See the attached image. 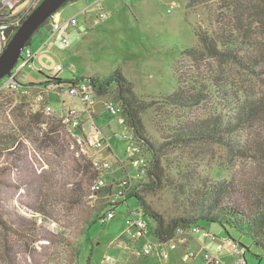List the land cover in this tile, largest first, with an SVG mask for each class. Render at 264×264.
<instances>
[{
  "label": "rangeland",
  "instance_id": "rangeland-1",
  "mask_svg": "<svg viewBox=\"0 0 264 264\" xmlns=\"http://www.w3.org/2000/svg\"><path fill=\"white\" fill-rule=\"evenodd\" d=\"M71 4L67 3L59 9L63 15L62 19L75 17L70 16L76 13ZM80 4L85 8V12L76 13V25L62 28L54 36H51V31L47 29L48 25L41 26L32 35L28 47L36 51L46 41L42 47V52L46 55L43 63L48 66L53 61L60 64L63 68L56 76L62 80L78 78L84 81L90 76L106 78L115 69L120 68L125 77L132 82L133 90L143 100L156 99L157 96L173 91L174 68L182 74L194 77L198 83L204 84L211 80L214 71L209 63L181 56L183 49L194 47L198 43L194 29L207 32L215 39L228 34H237L239 37L250 35L257 43L264 44V0H83ZM101 12L106 13L105 18L99 17ZM60 33L67 37L68 46L62 43ZM231 39L239 41L235 37ZM245 50L250 51L247 48ZM22 62L20 59L15 68H19ZM224 69L227 83L230 85L226 88L227 92L223 93L232 96L235 90L250 95L264 92L262 80L251 79L235 65H224ZM44 72L48 76H54L51 69L47 68ZM2 80L4 81L0 80V85L5 82L6 77ZM208 86L211 102L206 113L200 114L202 108L188 110L166 106L160 115H156V109L153 107L142 114L147 135L155 148L167 142L165 136L172 127L179 122L188 121L191 116L205 117L220 112L230 113V107L224 105L221 99V92L217 93L210 83ZM63 87L61 93H58L55 92L56 86L52 85L54 94L50 90L35 86L27 88V91L2 89L4 92L0 95V129H16L20 115L25 116L28 109L33 112L32 107L39 108L37 102L39 94L43 96L46 104L53 107L52 114H45L49 118L52 116L58 118L67 107L75 108L79 111L80 118L86 116L87 121L85 120L83 124L87 128L88 118L91 116L101 129L99 136H104L107 141L100 149L93 148L91 143L92 146L89 143L85 144L83 151L89 156L96 154L109 162L106 169H100L102 176L100 178L106 185H111L112 191L107 196L99 194L90 197L87 205L97 206L100 200L102 203L107 201L114 203L115 205H107L104 208V211L112 208L113 216L94 221L84 234L81 233V229L90 207L82 209L83 207L68 203L63 204L57 201L58 197L56 200L50 198L47 202L45 197H42L41 201L49 208L50 221L46 224L53 233H56L57 242L43 247L40 243L25 245L13 239L10 243L11 250L0 251V264H86L87 259L90 264H102L105 256L115 257L122 264H203L202 245L209 251L219 247L218 254L225 264H264V251L248 237L228 226L225 228L218 223L202 220L197 223L207 233L218 237L222 245L212 239L196 235L194 238L203 240L190 242L191 247L188 249L197 252L193 259L182 260L181 253L184 249L180 241H176L178 247L171 251L168 260H163L157 250L148 255H137L136 251L147 241L155 240L151 234L155 224L150 216L138 212L136 216L146 221L148 230L141 237L132 238L128 230L129 220L132 219L131 211L139 209L140 206L136 197L129 196L126 199V194L121 193L124 191L122 182L127 180L128 183L135 185L139 181L147 183L149 178L144 175L136 177L138 170L132 165L126 152L129 142L119 136L125 127L119 125L117 120L104 110V101L115 99V87L112 85L102 96L94 92L96 102L90 110H85L79 98L67 95L66 85ZM21 103L24 105L21 106ZM63 104L65 107L61 108ZM12 108L14 120L10 114ZM95 114L98 115L93 118ZM64 127L69 130L68 127ZM126 127L130 128L128 125ZM40 128L44 129L45 125L41 124ZM259 129L264 134V124L256 125V128L249 130L251 139H258L254 130ZM82 132L87 137L89 135L94 137L85 129L76 131L79 137ZM236 135L242 138L246 133L238 132L234 136ZM17 136L20 144L26 148L25 152L29 158L36 165L42 166L41 168L38 166V169L44 168L48 173H54L55 178L60 181V186H64V180H69L72 165L74 166L70 161L69 152L64 156L66 159L62 157L58 161L57 157L49 163L46 160H51L49 149L37 150V146L26 133ZM72 148L73 145L70 149ZM142 148L146 159L151 160L147 146L142 144ZM73 154L74 157L77 156ZM159 155L163 157L165 166L164 184L161 188L141 189L140 194L149 207L165 219L187 213L191 208L190 200L195 198V188L198 189L199 186L208 189L218 182L233 179V187L243 188L248 196H252L253 181L249 183L247 180L261 172L260 165L254 160L232 155L225 147L208 141L191 145H165L159 150ZM14 158V155L1 158L0 167L13 165L9 168L10 181L18 184L22 175L18 168L14 167V162L8 163ZM42 179L35 177V181L40 183ZM31 182L32 179L29 180L28 186L21 190L13 187L3 190L6 197L11 198L8 200H13L19 212L26 217L32 216L28 206H33L36 200V194L31 193ZM242 194L243 192L240 195L236 192L234 199H242ZM228 195L226 193L224 198L233 202ZM224 198L222 200L225 201ZM40 221L41 219L37 217V222ZM135 230L136 228H131V231ZM232 242H236L243 249L246 263L242 261L236 263L240 257L230 253L226 245L228 243L230 246Z\"/></svg>",
  "mask_w": 264,
  "mask_h": 264
},
{
  "label": "trees",
  "instance_id": "trees-1",
  "mask_svg": "<svg viewBox=\"0 0 264 264\" xmlns=\"http://www.w3.org/2000/svg\"><path fill=\"white\" fill-rule=\"evenodd\" d=\"M74 1L77 0H68L64 5ZM44 25L49 26V20L44 22L42 26ZM194 32L198 38L197 45L183 49L181 56L194 61L207 62L213 67L214 75L210 81L204 84L198 83L194 77L187 74L186 76L174 68L173 91L157 96L156 99L143 100L133 90L132 82L125 77L120 68L115 69L106 78L90 76L84 82L86 81L85 83L91 86L94 97L95 93L102 96L111 89L112 85L115 87V99L107 100L120 105V115L125 121V126H130L140 152L145 156L142 144H145L149 150L151 160H148L149 167L145 175L149 178L148 182L139 181L135 185L131 183L125 188V196L126 199L129 196L136 197L140 206L137 210L142 215L151 217L155 224L151 234L156 240L167 241L174 237L175 228H187L192 224L199 225L197 222L202 220L218 223L225 228L228 226L239 234L248 237L264 251V134L260 129L254 130L258 139H251L249 133V130L256 128V125L264 124V92L250 95L241 90H235L232 96L223 93L230 85L227 83L224 65H235L241 68L251 79L264 82V44L257 43L250 35L239 37L237 34H228V36L220 35L218 39H215L207 32H200L197 29H194ZM6 34L11 36V30H8ZM233 37L239 41L231 39ZM30 42L31 38L28 45ZM246 48L250 51L245 50ZM253 49L255 50L253 51ZM78 81L81 80L76 78L68 81L48 76L43 85L53 84L61 91L64 84H74ZM209 83L217 93L221 92V99L224 105L230 107V113L223 114L220 112L205 117L191 116L188 121L179 122L172 127L168 135L165 136L167 142L155 148L147 135L142 114L153 107L156 109V115H160L166 106L188 110L202 108L200 114L206 113L205 111L211 102ZM21 85L32 88L36 84L29 82ZM3 92L4 90L0 89V95ZM20 105L23 106L24 104L21 103ZM13 109L10 114L14 120ZM28 110L25 116L20 115L17 130L0 129V159L14 155L15 158L8 163L14 162V167L18 168L20 175H22L19 177L20 182L13 184L10 181L9 171L10 166L13 165L0 167V251L5 252L11 250L10 243L13 239H17L18 242L20 241L21 244L25 245L40 243L43 247L57 242L56 233H53L46 224L50 221L49 208L41 201L42 197H45L47 202L50 198L56 200L58 197L57 201L63 204L68 203L84 209L90 207L87 205L90 197L99 194L107 196L112 191L111 185L106 184L96 190L92 188L96 180L102 177L101 170L96 169L92 165L90 157L80 151L79 146L70 137L59 118L55 116L49 118L39 108L33 112ZM41 124H45L44 129L40 128ZM238 132L246 133V135L242 138H238L237 135L234 136ZM22 133L30 136L33 144L37 146V150L49 149L51 160L46 159L49 163H52L51 161L57 157L59 161V158H64L65 154L69 152L70 161L74 166L72 165V175H70L69 180H64V186H60V181L55 178L54 173H48L47 169L44 168L38 169V166L39 168L42 166L36 165L29 158L28 153L25 152L26 148L18 141L17 135ZM207 141L225 147L232 155L252 159L260 165V174L253 176L251 180H247L249 183L253 181L252 185L255 189L252 188V196H248L243 188L233 187V179L218 182L208 189L204 188L205 190L203 186H199L198 189L195 188V198L190 200L191 208L187 213L165 219L161 214L152 210L145 202L143 195L140 194L141 189L161 188L164 184L165 166L163 157L159 155V150L165 145H191ZM72 145L73 148L70 149ZM73 153L77 156L74 157ZM67 159H69L68 156ZM35 177H42L41 183L35 181ZM30 179H32L30 183L32 184L30 186L31 193L36 194V200H34L33 206H28L32 216L26 217L19 212L18 206L13 204V200H8L11 198H7L3 190L8 187H13L16 190L24 189L28 186ZM236 192L238 195L243 192V198L235 200ZM226 193L234 200L233 202L224 198ZM223 198L226 202L222 200ZM107 205L115 204L108 201L102 203L100 200V204L88 209L87 217L83 220L81 233H87L89 226L94 221L103 219L108 211H112V208L104 211ZM37 217L41 219L40 222H37ZM84 226L86 228H83ZM86 264H90L89 259H87Z\"/></svg>",
  "mask_w": 264,
  "mask_h": 264
},
{
  "label": "built area",
  "instance_id": "built-area-1",
  "mask_svg": "<svg viewBox=\"0 0 264 264\" xmlns=\"http://www.w3.org/2000/svg\"><path fill=\"white\" fill-rule=\"evenodd\" d=\"M41 0H0V53L2 52L3 48L6 46L8 39H10L11 36L7 35L6 32L8 30H11V33L13 34L14 31L18 28V26L21 24L22 20L31 12V10L40 2ZM57 13V12H56ZM54 13L49 18L50 23V31L51 36H54L58 31H60L62 28L67 26H74L77 24L76 18L71 17L68 19H62V18H56ZM99 17L105 18L106 13L101 12L99 14ZM17 27V28H16ZM11 34V35H12ZM50 36V37H51ZM62 43H64L65 46H68L69 42L65 36L61 37ZM34 52L31 50L30 47L26 46L22 49L20 53V57L18 61L21 59L22 66L21 67H30L32 60L34 59ZM18 63V62H17ZM17 65V64H16ZM15 65V67H16ZM13 68L11 73L6 76L5 82L0 85V89H10V90H21V82L19 81V72L21 68ZM62 66L60 64L54 63L52 65V72L54 74V77L62 71ZM1 81H4L1 79ZM0 81V82H1ZM66 85L65 93L69 96L79 98V100L84 104V108L89 109L93 107L94 103L96 102V99L94 97L92 88L90 85L85 83L84 81H78L74 84L68 83L64 84ZM64 88V87H63ZM24 91V90H23ZM43 96L39 94L37 96V102L38 107L41 111H43L44 114H52L54 112L53 107L50 104H46ZM104 110L108 111L113 118H115L119 125L124 126V131H122L119 136L121 139L128 141V146L126 149L128 159L132 162V165L138 170L136 177L145 176L149 167V161L146 159V157L140 152V149L138 145L136 144V141L134 140L133 132L131 128H127L125 126V121L121 117V108L120 105L117 103H113L109 100H105L103 104ZM33 111L37 110L36 107H32ZM60 119L62 125L69 128L68 132L70 137L75 140L77 145L80 148V151L85 153L83 151V145H88V143L93 145V148L100 149L104 147L105 140L104 136L101 137L99 134L101 133V129L97 127L96 123L93 119H91V116L88 118V126L87 128L84 126L80 116L79 111L75 108L67 107L65 110H63L62 113L58 116ZM87 121V120H86ZM45 125V124H43ZM77 129H85L87 131H90V136H85L82 132V135L79 137V135L76 133ZM83 137V139H82ZM92 137V141H91ZM90 144V145H91ZM91 145V146H92ZM86 154V153H85ZM89 156V155H88ZM92 162V165L96 169H106L109 166V162L101 158L100 156L94 154L89 156ZM124 191L121 192L123 195H125V188L130 186L131 183H128L127 180L122 182ZM105 185V182L102 178H98L96 182L94 183L93 187L95 190L98 189L100 186ZM120 193V195H122ZM139 212V210L131 211L132 219L129 220V228L128 230L131 233V236L133 239H137L141 237L143 234L147 232L148 225L146 221L142 217H137L136 214ZM113 216L112 211H108L105 215V218L109 219ZM131 228H136L135 231H131ZM199 235L201 237H205L208 239H212L214 241H217L218 244L222 245V242L219 241V238L215 235H211L207 233L206 230H204L200 225L192 224L187 228H181L177 227L174 230V237L167 240V241H159V240H149L145 243V245L136 251V254L139 256L142 255H148L152 251L157 250L159 253V256L163 260H168L170 258V253L172 250L176 249L177 244L176 241L185 242V237L187 236H196ZM229 252L232 253L235 256H239L240 260H237L236 263H239L240 261L246 263V260L244 258V251L242 248H240L236 242H232L231 245L226 244ZM220 248H216L214 251H209L205 247H202V258H203V264H225L221 257L218 254V251ZM195 257V252L189 250L188 248H184V251L181 253V258L183 261H187L190 259H193ZM102 264H122L120 261H118L115 257L112 256H105L102 260Z\"/></svg>",
  "mask_w": 264,
  "mask_h": 264
},
{
  "label": "water",
  "instance_id": "water-1",
  "mask_svg": "<svg viewBox=\"0 0 264 264\" xmlns=\"http://www.w3.org/2000/svg\"><path fill=\"white\" fill-rule=\"evenodd\" d=\"M67 1L41 0L24 18L0 53V80L11 73L32 35Z\"/></svg>",
  "mask_w": 264,
  "mask_h": 264
},
{
  "label": "crops",
  "instance_id": "crops-1",
  "mask_svg": "<svg viewBox=\"0 0 264 264\" xmlns=\"http://www.w3.org/2000/svg\"><path fill=\"white\" fill-rule=\"evenodd\" d=\"M83 1V0H77V1H74V2H71V7L73 10H76V13H84L85 12V8L83 7L82 4H80V2ZM97 1V0H96ZM76 13L75 14H72L70 16H75L76 17ZM56 18H63V15H62V12L61 11H58L55 15ZM69 18V17H67ZM47 29H49L50 31V27L48 26ZM62 33H60L61 35ZM61 36H65L64 34L61 35ZM66 37V36H65ZM67 38V37H66ZM47 42L45 41L43 43L42 46L38 47L36 51H33L35 56H34V59L32 60L31 62V65L30 67H19L21 68L20 69V72H19V81L21 82V84H26V83H35V87L36 88H40V89H43V90H46V91H49L51 93H55V92H60V89L58 88H55V92L53 91L52 89V85L53 84H48L44 87L43 85V82L47 79L48 75L45 74V70L48 68V69H51L52 71V65L55 63L54 61L48 66L46 65L45 63H43V58L46 56L45 53L42 52V47L46 44ZM18 68V69H19ZM42 76H45V78H43ZM49 77H52V76H49ZM57 77V76H56ZM21 89H24V91H27V88L22 86L21 85ZM30 89V88H29ZM65 105L63 104V106L61 108H64ZM64 110V109H63ZM98 115V114H97ZM96 114L94 116H92L93 118L95 116H97ZM83 118V119H82ZM81 118L82 122H84L86 120V116L83 115V117ZM104 140L107 141V139L104 137ZM186 241L185 242H180L183 246V249L184 248H189L190 249V242L192 241H201L203 240V238H194L193 236H187L185 237ZM198 239V240H197ZM215 243H218L217 241H215ZM178 247V245H177ZM202 247H204V245H202ZM177 249V248H176ZM181 249V248H180ZM192 250V249H191ZM202 250V248H201ZM177 251V250H175ZM174 251V252H175ZM201 252V251H200ZM197 256V252L195 253V257ZM194 257V258H195Z\"/></svg>",
  "mask_w": 264,
  "mask_h": 264
},
{
  "label": "clouds",
  "instance_id": "clouds-1",
  "mask_svg": "<svg viewBox=\"0 0 264 264\" xmlns=\"http://www.w3.org/2000/svg\"><path fill=\"white\" fill-rule=\"evenodd\" d=\"M49 20V19H48Z\"/></svg>",
  "mask_w": 264,
  "mask_h": 264
}]
</instances>
